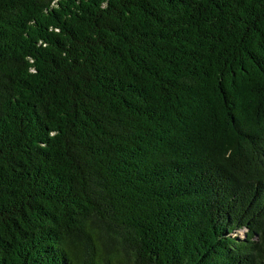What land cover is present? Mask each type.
Segmentation results:
<instances>
[{
	"label": "trees",
	"instance_id": "obj_1",
	"mask_svg": "<svg viewBox=\"0 0 264 264\" xmlns=\"http://www.w3.org/2000/svg\"><path fill=\"white\" fill-rule=\"evenodd\" d=\"M0 264H264V0H0Z\"/></svg>",
	"mask_w": 264,
	"mask_h": 264
},
{
	"label": "rangeland",
	"instance_id": "obj_2",
	"mask_svg": "<svg viewBox=\"0 0 264 264\" xmlns=\"http://www.w3.org/2000/svg\"><path fill=\"white\" fill-rule=\"evenodd\" d=\"M245 231L243 230V231H241V235H243V233H244Z\"/></svg>",
	"mask_w": 264,
	"mask_h": 264
}]
</instances>
